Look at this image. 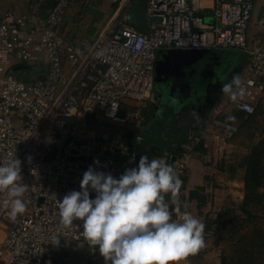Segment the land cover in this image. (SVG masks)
<instances>
[{
    "label": "built area",
    "instance_id": "2783aa9c",
    "mask_svg": "<svg viewBox=\"0 0 264 264\" xmlns=\"http://www.w3.org/2000/svg\"><path fill=\"white\" fill-rule=\"evenodd\" d=\"M46 1V10L0 15V164L20 160L21 183L28 186L22 197L25 211L14 219L6 195L0 194V264H44L50 245L68 250L83 244L88 258L99 256L98 247L82 236V221L61 224L58 201L80 191L90 166L117 179L138 166L144 138L133 128L144 118L135 110L136 125L122 128L129 124L122 100L136 101L135 107L146 99L155 103L158 52L248 55V72L225 105L251 116L264 93V43L250 49L248 31L254 0H146V32L129 20L137 0H112L110 17L90 41L62 33L73 0ZM222 116L199 124L188 146L164 152V161L182 181L178 197L188 171L186 157L210 129L228 136L238 132ZM95 195L90 191L91 198ZM165 199L170 201L171 194Z\"/></svg>",
    "mask_w": 264,
    "mask_h": 264
},
{
    "label": "clouds",
    "instance_id": "9594fccd",
    "mask_svg": "<svg viewBox=\"0 0 264 264\" xmlns=\"http://www.w3.org/2000/svg\"><path fill=\"white\" fill-rule=\"evenodd\" d=\"M240 85L234 75L222 84V93L231 94L233 86ZM22 179L20 160L0 164V194L6 195L13 219L25 211L22 197L28 186ZM181 184L174 168L160 158L141 156L138 166L126 169L118 179L90 166L80 191H70L58 201L60 222L71 226L82 221V236L98 247L105 264H181L206 247L200 219L187 211L173 219L170 205L179 210ZM90 191L95 192L94 199ZM169 193L170 201L165 199Z\"/></svg>",
    "mask_w": 264,
    "mask_h": 264
},
{
    "label": "rangeland",
    "instance_id": "374dc122",
    "mask_svg": "<svg viewBox=\"0 0 264 264\" xmlns=\"http://www.w3.org/2000/svg\"><path fill=\"white\" fill-rule=\"evenodd\" d=\"M28 1L29 0H0V12L6 10L12 12L14 10L18 14H23L26 11L17 9L15 6L19 4L25 5ZM92 1L93 0H73L67 10L69 16L71 18L75 16L74 18L80 24L84 23V16L88 17V19H90L89 32L97 30L104 19L103 15L98 11V2H101V0H95L96 2ZM263 8L264 0H254L253 10H255V13L253 12L254 17L252 22L250 20L248 29L253 39L252 43H250V49L252 50L264 43V23H262L261 20V18L264 17L261 15ZM239 55L241 58L239 68L237 67L235 69L234 66L236 63L232 62L229 66V73L233 71V76L238 75L240 81H242L245 78V74L248 72L249 57L245 54ZM235 88L236 86H233L232 91ZM221 89L219 88V91L216 89V94H214L215 92H213V90L209 93V99L211 98V100L214 101L212 106L219 104L225 105L229 94L222 93ZM158 93L159 89L154 88L153 98L154 96L156 98ZM257 98L255 112L250 117L236 114L232 112L233 110L230 106H226L225 113L238 126V132L235 135L228 136L214 129L218 131L215 137L219 138V141L226 145V150L217 159L216 166H225L228 175L231 176L235 174L238 177L237 179L242 178L244 174V170L241 167L244 157L249 153L253 145L264 139V93ZM122 101L128 105L126 110H123L122 113L127 117L129 122V124L122 127L127 131L132 130V126H135L137 123L133 121V112L135 110H138L144 118V121L140 122V124L144 126L149 116L155 112V106L157 104H153L151 99H146L135 107V105H137L136 101H131L130 103H128L129 100L127 99ZM166 101L167 99L164 100L162 104L165 105ZM212 106L206 110L204 115L212 116ZM188 109V107L182 109V104L179 102L177 106H174L173 113H161L164 121L159 123L160 119L157 120L158 125L156 124V130L160 132L162 140H165L166 133L171 126L175 127L185 122L188 124L187 122H189V120H192L191 122L198 120V115H191ZM191 111L196 114L194 110L191 109ZM160 130H163V132L161 133ZM211 130L212 129H210V131ZM207 137L202 141L203 144ZM159 151L164 153L168 150L159 149ZM192 156V153L187 155V163L192 159ZM154 158L164 160V155ZM187 174L185 179H187ZM198 189L199 188H196L195 191L197 200L190 203L187 197H184L185 200L180 208H185V210H188L194 217L200 219L205 224L204 237L206 247L197 252L200 255L199 257L202 258L203 255L208 256L206 260L207 264H264V198L259 204L247 209L250 213L242 211L243 199L241 201L233 200L214 210V196L210 194L206 196L208 201L206 208L205 204L201 208H198L200 207L198 206V200L201 201V199L205 197L201 194L202 191ZM259 192L264 193V188H261ZM188 202L190 205H188ZM172 215L173 218H175L173 212ZM48 250L51 254L46 257L44 264H102V256L100 254L97 258L94 256L90 258L87 257L89 255L88 248L83 244H77L73 249L68 250L59 249L55 245H50Z\"/></svg>",
    "mask_w": 264,
    "mask_h": 264
},
{
    "label": "crops",
    "instance_id": "0c3cea01",
    "mask_svg": "<svg viewBox=\"0 0 264 264\" xmlns=\"http://www.w3.org/2000/svg\"><path fill=\"white\" fill-rule=\"evenodd\" d=\"M92 2H96V1L93 0ZM15 7H17V9L20 10H25L26 12L23 14H29V12L34 8L46 10L48 7V3L46 0H29L27 4L25 5L19 4ZM98 9H99L98 11L103 15L104 19L101 22L100 27L97 30H94L93 32H89L88 30L90 25V19H88V17L84 16L85 17V18L83 17L84 23L80 24L74 18L75 16H72L71 18L67 12V15L64 20V24L62 26V33L64 34L65 38L74 39V40H83V41H90L93 38H95L96 35L100 32V30L104 27V24L107 22L108 18L111 15L113 11V2L109 0H101V2H98ZM6 12H9V10L3 12L1 11L0 15ZM12 12L15 11L13 10ZM212 103L209 105L210 107L212 106ZM212 107H213L211 114L212 116L221 113L222 115L230 118L225 113L226 105L219 104V105H213ZM211 117L206 116L204 114H200L199 116H197L198 119L197 123L204 124V122ZM159 119H160L159 123H162L161 121H164L163 117L159 114V112L155 110V112L151 114L149 118L146 120L144 126L142 124L137 128H133V130L135 129V132L138 131L146 132L147 134L154 133L157 135V137H160V132L156 130L157 128L156 126L158 125L157 120ZM191 121L192 120H189V122H187L188 124H186L185 122L175 127H181V128L186 127V125H189ZM162 132L163 130L161 131V133ZM216 134H218V131L212 129L209 132L208 137L205 140L204 144L202 140L201 143H199L195 147L194 152H192L194 157L192 156V159L188 162V174H187L188 176L187 179H185L183 190L180 196L178 197L180 201V207L183 205V201L185 200L184 197H187V200L190 203L197 200V194L195 192L196 188H199L198 190H201L202 191L201 194L205 196L204 198L201 199V201L198 200V206H200L198 208H201L204 204L206 208V205L208 203L206 196H208V194L214 196L213 197L214 210H216V208H219L220 206L228 202H231L233 200L241 201L244 198V192H243L244 185L242 180L243 175L242 178L237 179L238 177L235 174L231 176L228 175L227 168L225 169V166L223 167L216 166L217 159L226 150V145H224L223 142L219 141L220 140L219 138L215 137ZM159 149H157V147L153 145H150V147H148V151L154 153L150 159H153L154 157H161L164 155V153H161ZM191 193L194 194L192 197L190 196ZM189 202L188 205H190ZM180 207L179 210L177 211L175 206L170 205L171 212H173V214L177 219L182 215L183 212L185 211L189 212L188 210H185V208L182 209ZM199 256L200 255L198 253L190 254L189 256L183 259L181 264H207L206 260L208 259L207 258L208 256L203 255L202 258H200Z\"/></svg>",
    "mask_w": 264,
    "mask_h": 264
},
{
    "label": "flooded vegetation",
    "instance_id": "af4514ba",
    "mask_svg": "<svg viewBox=\"0 0 264 264\" xmlns=\"http://www.w3.org/2000/svg\"><path fill=\"white\" fill-rule=\"evenodd\" d=\"M218 54H211L200 60L197 64L183 67L182 72L177 71V79L170 77L169 74L163 77L161 83L157 86L159 88L158 95L154 96L155 110L161 113H173L174 106L179 102L182 104V109L188 107L191 115L205 114L206 110L210 108V104L213 102L209 99L210 92L216 89L222 88V84L231 82L233 77V71L229 73L230 64L236 63L234 68H239L241 58L239 53L229 52L230 54L220 53L222 51H216ZM166 66L162 67V71L166 69ZM234 70V69H233ZM173 85L170 98L169 87ZM190 85V89L186 86ZM199 86V87H198ZM155 85H153V89ZM164 90V91H163ZM217 91V92H218ZM216 94V92L214 93ZM160 96V98H158ZM165 96V97H164ZM201 97V98H200ZM169 98V99H168ZM194 98V99H193ZM165 105L162 104L166 100ZM171 99L173 101H171ZM194 110L196 114L192 111ZM191 118V117H190Z\"/></svg>",
    "mask_w": 264,
    "mask_h": 264
},
{
    "label": "trees",
    "instance_id": "16d2710c",
    "mask_svg": "<svg viewBox=\"0 0 264 264\" xmlns=\"http://www.w3.org/2000/svg\"><path fill=\"white\" fill-rule=\"evenodd\" d=\"M232 112L245 116L236 111ZM222 119L234 123L231 118L224 115L222 116ZM198 124L199 123L195 121L190 122L189 125H186V127L183 128L170 127L166 133L165 140H162L161 137H157L154 133L147 134L146 132H136L141 134L144 138L143 143L139 148L140 154L142 156H147L150 159L154 154L153 152L151 153L148 151L150 144L168 151H174L175 149L188 146V136L192 131L196 130ZM241 167L244 170L242 179L244 184V198L241 209L243 212L250 213L247 209L259 204L264 198V193L259 192L261 188H264V139L252 146L249 153L244 157ZM193 195L194 194L192 193L190 194L191 197Z\"/></svg>",
    "mask_w": 264,
    "mask_h": 264
},
{
    "label": "water",
    "instance_id": "95a60500",
    "mask_svg": "<svg viewBox=\"0 0 264 264\" xmlns=\"http://www.w3.org/2000/svg\"><path fill=\"white\" fill-rule=\"evenodd\" d=\"M145 4L146 0H137L133 8L129 13L130 22L140 31L146 32L148 30L147 20L145 16ZM255 13V10H254ZM261 14V13H260ZM264 16V8L262 14ZM254 17V14H253ZM252 17V20H253ZM262 23H264V17L261 18ZM252 22V21H251ZM223 54H230L229 52H220ZM211 54H218L216 51H207V50H169V51H160L157 55V61L154 70V85L155 88L161 83L163 77L167 74L170 77L177 79V74L175 72H182L183 67H188L197 64L200 60L207 57ZM163 66L167 68L164 72L161 70ZM190 89V85H186ZM199 87V86H198ZM173 85L169 87V98L171 96ZM159 89V88H158ZM164 91V90H163ZM160 98V96H158ZM168 98V99H169ZM171 101H173L171 99Z\"/></svg>",
    "mask_w": 264,
    "mask_h": 264
}]
</instances>
